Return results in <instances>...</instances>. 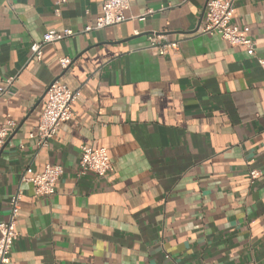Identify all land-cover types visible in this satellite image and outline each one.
Here are the masks:
<instances>
[{
	"label": "crops",
	"instance_id": "0c3cea01",
	"mask_svg": "<svg viewBox=\"0 0 264 264\" xmlns=\"http://www.w3.org/2000/svg\"><path fill=\"white\" fill-rule=\"evenodd\" d=\"M104 1L0 0V123L15 122L0 221L21 191L8 264H264V0H234L255 56L200 33L208 0H130L129 19L81 32ZM63 28L78 33L30 59ZM152 32L179 51L155 55ZM55 78L77 92L73 116L40 147L29 133ZM81 146L105 148L112 169L81 174ZM46 163L62 174L39 196L24 178Z\"/></svg>",
	"mask_w": 264,
	"mask_h": 264
},
{
	"label": "built area",
	"instance_id": "2783aa9c",
	"mask_svg": "<svg viewBox=\"0 0 264 264\" xmlns=\"http://www.w3.org/2000/svg\"><path fill=\"white\" fill-rule=\"evenodd\" d=\"M64 1L57 0V3ZM129 7L130 0H105L101 7V14L96 18L94 24L86 25L81 32L102 29L129 19L130 17L125 14ZM151 12L152 10H147L144 14L131 16V18L143 19L146 14ZM233 14L234 0H208L200 33H217L229 44L243 46L248 54L255 56L253 39L249 36L247 28L239 27L233 22ZM77 33L69 28H63L60 31H46L41 40L30 44V59L40 62L43 45L60 41ZM148 46L153 49L155 55L175 54L179 51L178 41H169L164 34L159 32H152L148 35ZM257 61L264 71V59L257 58ZM70 62L71 59L67 56L59 58L62 70L66 69ZM12 80L13 77L8 78L7 83L10 84ZM4 90H7L6 86L0 88V94ZM76 94V91L59 82L58 78L53 79L47 86L44 107L34 131L29 133V136L36 140L38 146H47L49 141L57 134L61 124L72 118V105ZM14 128L15 122L10 118H5L0 123V152ZM111 169L112 164L105 148L80 147L79 171L81 174L91 172L98 176H105ZM61 174L62 167L59 164L46 163L41 172L24 179L32 183L36 195L50 196L54 194L56 182ZM248 175L250 180L253 181L261 173L258 169H251ZM20 198L21 191H17L9 198V218L6 221H0V264L9 263L10 251L17 237L15 217L18 212Z\"/></svg>",
	"mask_w": 264,
	"mask_h": 264
}]
</instances>
